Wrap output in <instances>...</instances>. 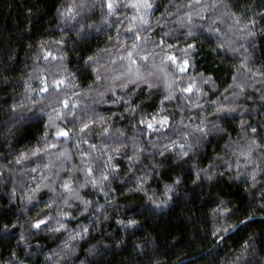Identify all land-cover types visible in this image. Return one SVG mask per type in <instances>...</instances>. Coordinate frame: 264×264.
<instances>
[{"label":"trees","instance_id":"obj_1","mask_svg":"<svg viewBox=\"0 0 264 264\" xmlns=\"http://www.w3.org/2000/svg\"><path fill=\"white\" fill-rule=\"evenodd\" d=\"M101 2L104 12L114 13L109 16L112 22L111 27L99 24L100 33H96L95 29L89 30L94 33V38L87 49H71L69 38L75 36V28L80 26L82 18L89 23L99 22L101 5L96 3V0H0V132L12 126L3 123L6 119L5 110L17 102L23 103L24 98L29 103L48 104L49 101L44 98L52 90L59 93L69 81L74 79L75 87L67 95L62 96L58 103H53L47 109L48 112H52V108L55 109L54 119L56 115L63 117L66 109L73 105L80 106L78 101L82 96V90L87 91L90 86L95 87V84H104L105 76L114 78L110 81L112 83H124L123 89L116 87L114 94L106 93V98L109 100L124 97L118 104L93 106L99 115L111 117V123L105 124V127L123 126L126 123V120H120L118 115L112 114L123 111L127 100L125 94L132 93V90L136 89L131 97L132 104L142 99L149 91L155 93L151 100L142 105L148 113L146 122L138 120L137 126L145 129V136L152 135L157 129L168 132L169 128L165 125H171L172 121V117L168 115L170 102L164 100L161 93L165 89L173 90L176 96V101L173 103H178L180 93L175 91L176 87L182 90L189 83H194L195 87H198L200 84L198 77L203 75L211 76L215 81V87H211L208 82L202 85L201 91L207 93V96L201 97V104H207L215 100L217 96L223 98L226 92L233 90L242 91L245 97L254 98L256 111L244 114V118L247 119L246 130L257 143H264V130L261 128V124H264V102L258 99L260 91H264L259 83L261 78H264V32H257L255 41L250 44L239 41L238 38L233 41L232 33L227 31L228 25L232 23L240 24L239 31H244L241 22L246 23L249 28L264 29V0H198V2L197 0H111L114 5L111 11L107 6L109 0H101ZM144 2L150 4V7H143ZM138 3V7L134 6ZM58 13L63 19L58 18ZM229 14H231L230 18ZM209 23L214 26V32L208 31ZM192 24L196 25L198 39L185 41L184 33L188 31L187 26ZM220 40L244 43V46L252 53L251 60L246 64H240L241 57L238 55L231 53L226 56L221 55V53H227V48L218 46ZM134 44L135 47H133ZM188 45L196 51L190 53ZM213 47H216L215 53L212 51ZM97 49H104V51L97 52ZM161 49L164 50L163 64L160 62ZM181 51L187 55L182 56ZM65 53L68 58L60 64ZM130 53L131 56H129ZM166 54L175 56L176 64L187 59L189 63L185 70L181 72L176 64L165 60ZM89 57L93 59L89 60ZM101 66L107 71L97 78L96 73L102 70ZM82 67L86 68V71L82 72ZM172 68L175 69L176 76L184 78V83L170 75ZM68 71L71 72V76L68 75ZM247 77L252 79L248 81L250 86L246 87ZM157 79L158 82L155 81ZM61 80L63 83L58 86L53 83ZM142 80L156 82V88L149 89L148 83H140ZM137 83H140L139 88L136 87ZM194 93L198 94L195 90L183 92L185 96H192ZM65 101L68 104L67 108L64 107ZM239 103H246L249 109L253 107V100L241 98ZM161 108L164 111L157 116L156 113ZM35 111L36 109H32L28 115H32ZM176 111L179 115L178 110ZM40 115L42 119L37 123L26 125L13 135L12 145L18 149L17 152L9 156L0 151V166L9 165L15 158L17 167L23 162L25 167L31 169L32 177L46 175L45 172L36 171V163L40 162L45 151L57 150L60 146L59 142L72 135L70 129L76 122L72 117L63 120L55 119L58 127L48 131L46 138L50 143L44 144L38 138L45 136L48 115L43 113ZM185 115L195 116L197 110L195 108L186 110ZM233 116L234 120L226 122L227 134H230L233 139H238L241 116L239 113H234ZM162 117H167V123L164 125L160 122ZM149 123L152 124L151 128L148 127ZM91 125L92 122L89 121L88 127ZM79 127L82 132L87 131L83 124ZM59 129L67 131L69 135L57 136L56 132ZM227 134L223 139H227ZM223 139L220 141L221 144ZM212 140L213 142L206 146L204 163H207L213 149L219 150L220 145L216 143V139L213 137ZM85 141L83 156L87 160L88 145L96 147L98 140L96 137L91 139L86 137ZM103 142L111 141L105 137ZM240 144L246 147L244 141ZM28 147L32 149L31 152L27 151ZM34 149H42V151L34 153ZM252 152L255 155L256 150L253 149ZM128 154L130 155V152ZM104 155L107 156L109 153ZM244 159L245 157L241 155L239 163L242 166ZM115 160L122 167L125 166L119 155L115 157ZM44 162L47 163V160L45 159ZM58 163L59 161L53 159L50 166L53 171ZM4 174L8 175L5 183L7 190L11 186L12 174L8 173L7 168L0 172V175ZM63 175L66 177V174ZM191 176L192 174L189 173L188 178ZM37 186L39 185L36 182L30 185L32 188ZM114 187L119 186L114 185ZM246 187V184L239 186L233 184L226 185L222 190V195L231 198V204L228 207L239 210V219L245 227L237 229L233 234L215 232L212 230V224L217 214L219 201L207 195L203 198L196 195L190 201L192 206L190 209L178 203L166 214L145 221L146 231L138 232L135 238H142L151 232L156 236L157 244L154 248L150 247L143 255L137 253L136 258L141 260L142 264H186V262L187 264H208V254L211 253L212 264H237L241 257L244 260L250 259L248 252L253 249L247 247L249 243H252L255 250L264 256V211L257 204V201L264 200V193L253 189L252 199H249L243 194ZM87 191V189L83 190V193L87 194ZM195 191L199 192V189ZM46 193L47 190L42 189L41 198ZM117 198L122 199L119 192ZM97 199L103 200V194L100 193ZM136 206L137 202H130V208ZM16 208L17 205H10L8 198L0 194V222L9 224L12 232L19 231L18 226H12ZM111 212L112 223L107 225L110 229L115 227V220L123 218L117 214L118 209L113 208ZM253 212L256 215H252ZM192 213L197 215L189 219ZM88 215L85 214L86 217ZM201 215L203 219L200 218ZM40 220L43 221L40 226L49 224V220L44 217ZM84 222L87 223L88 220L84 219ZM197 224L199 227L195 228ZM205 225L208 229L207 236L200 239ZM116 231L119 232V228H116ZM193 231L196 232L197 242L189 239V233ZM15 239L16 237L10 240L4 239L0 234V261H4L5 264L8 257L13 254L10 246ZM39 239L43 237L38 238L37 242ZM132 239L134 238L129 239V244ZM53 246L47 245L49 248ZM130 254L131 249L124 248L111 259L119 261ZM26 264L31 262L26 261Z\"/></svg>","mask_w":264,"mask_h":264},{"label":"clouds","instance_id":"obj_2","mask_svg":"<svg viewBox=\"0 0 264 264\" xmlns=\"http://www.w3.org/2000/svg\"><path fill=\"white\" fill-rule=\"evenodd\" d=\"M96 3L101 5L99 22L89 23L82 18L80 26L75 28V36L69 38L71 49H87L94 38V33L89 30L95 29L96 33H100L99 24L111 27L112 22L109 16L114 13L104 12L101 0H96ZM230 16L231 14L229 18ZM58 18L63 19L59 13ZM241 23L244 27L242 32L239 31L240 24L228 25L227 31L232 33L233 41L238 38L239 41L252 44L256 33L264 32L262 28L253 29L246 23ZM187 27L188 31L184 33V40L198 39L196 25ZM214 30V26L209 23L208 31L214 32ZM242 42L237 44L220 40L218 46L227 48V53H221V55L226 56L228 53L238 55L241 57L240 64H246L251 60L252 53ZM100 51L104 49H97V52ZM163 51L161 49V64H163ZM188 51L191 53L196 50L190 48ZM212 51L215 53L216 47H213ZM181 55L185 53L181 51ZM67 58V54H63L60 64H63ZM101 68L102 70L96 73L97 78L107 71L103 69V66ZM83 71H86V68L82 67ZM68 75L71 76L70 71ZM170 75L184 83V78L176 76L174 68ZM104 79V84L94 82L95 87L90 86L87 91L82 90V96L78 101L80 106L73 105L64 111L63 117L58 118L63 120L72 117L76 123L70 129L72 135L60 141L57 150L45 151L40 162L36 163V171L45 172V176L32 177L31 169L25 167L23 162L17 167L15 158L9 165L0 166V172L7 168L8 173L12 174L11 186L7 190L5 183L8 175H0V194L8 198L10 205H17L12 226L19 228L18 232H12L9 224L0 222V234L4 239L10 240L16 237L10 246L13 254L8 257L6 264H26V261H30L31 264H142V261L136 258V254L143 255L150 247L154 248L157 244L156 236L151 232L142 238H135L138 232L146 231L145 221L166 214L178 203L190 209L192 207L190 201L194 196L199 195L203 198L207 195L219 201L212 230L233 234L245 225L239 219V210L228 207L231 204V198L222 195V190L226 185L246 184L243 194L249 199H252L253 189L264 193V143H257L247 132V119L244 118L245 113L256 111L252 96L245 97L244 92L233 90L226 92L223 98L217 96L215 100L201 104V97L207 96V93L201 91L202 85L208 82L214 88L215 81L211 76L199 75L198 94L185 96L177 86L175 91L180 93L179 102L173 103L176 101L173 90L165 89L161 93L163 99L170 102L168 115L172 117V121L171 125H165L169 131L162 132L157 129L152 135L145 136V129L139 128L136 122L138 120L146 122L148 113L142 105L151 100L155 93L149 91L135 104L130 101L136 89H133L132 93H126L127 100L123 111L112 114L118 115L120 120H126V123L123 126L105 127V124L111 123V117L99 115L93 106L118 104L124 97L109 100L106 98V93L114 94V88L123 89L124 83H112L110 81L114 78L108 76ZM251 79L247 77L246 87L250 86L248 81ZM140 83H148L149 89L156 88V82L142 80ZM140 83H137V88L140 87ZM259 83L261 89H264V78H261ZM73 87H75L74 79L69 81L61 92L52 90L44 98L49 101L48 104L29 103L24 98L23 103L17 102L6 109V119L3 123L12 126L0 132V151L9 156L17 152L18 149L12 145L13 135L26 125L37 123L42 119L41 113L48 115V122L45 136L39 137L38 140L49 144L50 141L46 138L48 131L57 125L56 120L53 122L49 119L53 116L55 109L52 108V112H48L47 109L53 103H58L59 99L67 95ZM241 98L253 100V107L249 109L246 103H239ZM258 99L264 102V91H260ZM193 108L197 110V115H185L186 110L190 111ZM32 109L36 111L28 115ZM163 111L164 109L161 108L156 113L157 116ZM234 113H239L241 116L238 139H233L230 134H227L226 122L234 120ZM89 121L92 122L91 127H87V131L82 132L79 126L88 125ZM261 128L264 130V124H261ZM226 134L227 139H223ZM86 137L88 139L96 137L98 140L96 147L88 145L87 160L83 156L85 151L83 144L86 142ZM105 137L111 142H103ZM213 137L220 145L219 150L213 149L207 163H204L206 146L213 142ZM70 141L71 145H69ZM241 141H244L246 147L241 146ZM253 149L256 150L255 155H253ZM27 151L31 152L32 149L28 147ZM104 153L109 155L105 156ZM118 155L123 160L124 167L116 162L115 157ZM241 155L245 157L243 166L239 163ZM74 157L77 159L74 160ZM45 159L47 163L44 162ZM53 159L59 161L55 171L50 167ZM89 167L92 169L91 173L87 170ZM189 173L192 174L190 178H188ZM63 174H66L67 178ZM33 182L38 183L39 187H30ZM65 183L70 185L69 189H65ZM114 185L119 187L116 188ZM42 189L47 190L43 198H41ZM86 189L87 194H84L83 190ZM196 189H199V192L195 191ZM118 192L122 199L117 198ZM100 193L103 194V200L97 199ZM130 202H137V206L130 208ZM257 204L264 211V200L257 201ZM113 208L118 209L117 214L123 218L115 220V227L110 229L107 225L112 223ZM85 214L89 215L86 217ZM196 215L192 213L189 219ZM252 215L256 213L253 212ZM41 217L48 219L49 224L33 227L34 221L40 220ZM82 218L87 219L88 222L85 223ZM200 218L203 219V216L201 215ZM129 221L133 223L130 224ZM194 227L198 228L199 225ZM116 228L120 231L117 232ZM207 232V225H205L200 239L205 238ZM41 237L43 239L37 242ZM130 238H134L131 244H129ZM189 239L197 242L195 231L189 233ZM48 244L54 246L49 248ZM247 247L253 249L248 252L250 259L244 260L241 257L237 264H264V256L255 250L254 245L249 243ZM124 248L131 249L129 256L122 257L119 261L111 259ZM208 255V264H212V254ZM34 257L36 259H33ZM0 264L5 262L0 261Z\"/></svg>","mask_w":264,"mask_h":264},{"label":"snow or ice","instance_id":"obj_3","mask_svg":"<svg viewBox=\"0 0 264 264\" xmlns=\"http://www.w3.org/2000/svg\"><path fill=\"white\" fill-rule=\"evenodd\" d=\"M197 2H198V0H197ZM107 6H108L109 10L111 11V9L114 7V5L111 2V0H109V3H108ZM134 6H137L138 7L139 6V3L137 5H134ZM143 7L148 8V7H150V4L144 2L143 3ZM142 22H146V21H142ZM137 39H139V37H137ZM135 46L136 45L134 44L133 47H135ZM191 47H192L191 45H188V48L189 49ZM185 55H187V53H185ZM129 56H131V53L129 54ZM88 59L91 60L92 58L89 57ZM164 59L173 62V64H176V61H177V58L175 56H171V55H167V54L165 55ZM188 63H189V61L187 59H183L182 62L179 63V64H176V66L179 68V70L181 72H183L185 70V67L188 65ZM53 83L57 84V86H58L59 84L63 83V81L62 80L61 81H54ZM42 90H44V89H42ZM193 90H195L197 92L199 91V89L197 87H195L194 83H189L187 85V87H185V88L182 89L183 92H191ZM64 107L65 108L68 107L67 101L64 102ZM58 118H60V116L59 115H56L55 116V119H58ZM49 119L50 120H53V122L55 121V119L53 118V116L52 117H49ZM142 122H144V121H142ZM160 122H161L162 125L166 124L167 123V117H162ZM83 127L86 129L88 127V125L87 124H84ZM148 127L151 128L152 127V124L149 123L148 124ZM253 131H255V129H253ZM56 135L57 136L67 137L69 135V133L67 131L63 130V129H59L56 132ZM37 151H42V149H34L33 150L34 153L37 152ZM244 155H247V153H244ZM22 158H23V154H22ZM88 171L91 172L92 169L89 167ZM93 182L95 183V181H93ZM37 187H39V186H37ZM64 187H65V189H69L70 188V185L68 183H65ZM34 191H35V189H34ZM42 223H43V221L37 220L33 224V227H39ZM129 223L131 224V223H133V221H129Z\"/></svg>","mask_w":264,"mask_h":264},{"label":"rangeland","instance_id":"obj_4","mask_svg":"<svg viewBox=\"0 0 264 264\" xmlns=\"http://www.w3.org/2000/svg\"><path fill=\"white\" fill-rule=\"evenodd\" d=\"M156 82H158V79L157 80H155Z\"/></svg>","mask_w":264,"mask_h":264}]
</instances>
